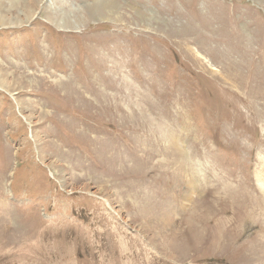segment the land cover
Instances as JSON below:
<instances>
[{"label":"rangeland","instance_id":"rangeland-1","mask_svg":"<svg viewBox=\"0 0 264 264\" xmlns=\"http://www.w3.org/2000/svg\"><path fill=\"white\" fill-rule=\"evenodd\" d=\"M0 264H264V0H0Z\"/></svg>","mask_w":264,"mask_h":264}]
</instances>
